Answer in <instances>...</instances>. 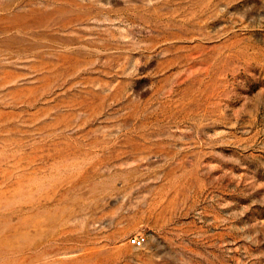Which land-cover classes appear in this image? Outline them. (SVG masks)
<instances>
[{
  "label": "rangeland",
  "instance_id": "1",
  "mask_svg": "<svg viewBox=\"0 0 264 264\" xmlns=\"http://www.w3.org/2000/svg\"><path fill=\"white\" fill-rule=\"evenodd\" d=\"M0 22V264H264V0Z\"/></svg>",
  "mask_w": 264,
  "mask_h": 264
},
{
  "label": "built area",
  "instance_id": "2",
  "mask_svg": "<svg viewBox=\"0 0 264 264\" xmlns=\"http://www.w3.org/2000/svg\"><path fill=\"white\" fill-rule=\"evenodd\" d=\"M130 243L137 248H142L147 242V238L144 234H137L129 239Z\"/></svg>",
  "mask_w": 264,
  "mask_h": 264
},
{
  "label": "bare ground",
  "instance_id": "3",
  "mask_svg": "<svg viewBox=\"0 0 264 264\" xmlns=\"http://www.w3.org/2000/svg\"><path fill=\"white\" fill-rule=\"evenodd\" d=\"M30 18V17H29ZM6 22V21H5ZM0 23H2V22H0ZM2 28V27H1ZM30 33V32H29ZM34 34V33H33Z\"/></svg>",
  "mask_w": 264,
  "mask_h": 264
}]
</instances>
